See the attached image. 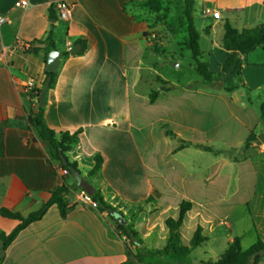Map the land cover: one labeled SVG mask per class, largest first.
<instances>
[{"label": "crops", "instance_id": "obj_1", "mask_svg": "<svg viewBox=\"0 0 264 264\" xmlns=\"http://www.w3.org/2000/svg\"><path fill=\"white\" fill-rule=\"evenodd\" d=\"M19 1L0 0V18H5L0 24V123H7L5 156L0 159V210L28 216L66 183L71 188L67 199L72 210L62 219L57 206H52L41 221L19 235L6 255L27 237L56 243L57 264L128 261L126 236L114 228L110 217L120 221L80 202L77 179L48 162L51 144L41 140L29 123L28 115L39 110V103L26 94L24 85L34 79L37 90L43 87L45 58L53 50L64 55L56 85L48 89L44 121L57 134L80 132L68 157L77 162L81 179L88 178L105 202L123 216L124 225L137 233L139 243L132 251L139 260L132 264H145V257L148 264H165L158 258L162 253L171 261L167 264H177V257L166 253L170 236L166 221L178 218L184 201L192 208L180 228L181 242L184 231L193 238L199 227L208 237L217 222L243 215L244 205L258 238L264 241L262 49L242 57L241 83L234 66L223 71L229 53L213 40L207 48V63L214 83L169 87L163 83L169 80L157 69L160 58L146 53L147 48L156 47L152 41L162 37H156L134 14L146 0H28V7L18 8ZM59 1L71 7L67 21L60 18L57 7V19L50 17V9ZM199 1L210 2L213 10L223 14L220 19L206 16L215 20L208 33L222 19L239 31L264 24L261 0ZM51 33L55 48L44 43ZM60 39L63 49L58 47ZM80 39L88 44L84 54H79ZM20 44H30L37 52L30 53ZM75 45L79 52L66 56ZM156 51L160 52L159 47ZM152 83L160 84L154 101L146 88ZM251 132L257 140L246 149ZM98 156L103 163L88 177ZM232 181L236 182L233 192ZM219 200L223 205L227 200L247 201L220 217ZM130 210H138L140 220L129 218ZM18 225L19 221L0 215V234L8 235ZM25 246L27 250L31 243Z\"/></svg>", "mask_w": 264, "mask_h": 264}, {"label": "trees", "instance_id": "obj_2", "mask_svg": "<svg viewBox=\"0 0 264 264\" xmlns=\"http://www.w3.org/2000/svg\"><path fill=\"white\" fill-rule=\"evenodd\" d=\"M56 5L52 6L50 9V17L53 20L57 19L54 8ZM195 2L194 0H185V11L184 16L187 20L188 26V39L186 42V47L193 54V59L196 64V69L200 76L203 79V82L206 84L212 85L214 83V74L209 70V65L207 62H203V53L200 49L199 41L200 34L195 26L194 12H195ZM225 34L223 37L222 46L226 52L229 53L228 58L223 66V71L226 73L234 66V74L239 82H243L242 78V66L243 60L242 57H247L250 53L254 52L257 49H262L264 51V24L258 25L256 27L247 28L243 30L235 29L231 23L226 22L224 24ZM44 43L51 44L53 48L54 39L53 34L51 33L47 38V41ZM77 44L80 45L81 51L79 54H84L87 51L88 44L85 39L78 40ZM30 53H36L35 49L30 48L26 49ZM66 56H69L68 51L65 52ZM46 55L45 61H47ZM58 73L45 72V81L43 87L38 89L37 92L33 95L37 98H40V93L44 89L46 82L50 81V89H53L56 85ZM162 81V80H160ZM168 84L167 82H163ZM227 91H233V88H227ZM158 92H153L151 94V100L154 101ZM44 108H39L38 111L32 110L28 115L29 123L36 130L39 138L45 140L51 144L50 158L48 162L54 166L59 165L63 170H65L69 177H74L75 172H79V167L77 162L71 161L68 157V153L73 150L75 145L78 143L80 132L70 133L62 132L57 134L54 130L49 128L44 121ZM262 119L264 122V102L261 105ZM7 127L6 122L0 123V159L5 156V143H4V130ZM257 140L254 132H251L249 138L246 142V149ZM209 149L210 148H207ZM66 157L68 165L65 166L61 157V154ZM103 163V158L101 156L96 157L95 167L88 173V177L94 176L97 171L100 169ZM75 189H80L86 191L90 194L94 201L98 204L97 209L100 212H111L116 211L112 206L108 205L100 191H98L88 180L86 179H77V185ZM71 188L66 184L55 188L51 192L50 198L44 203L42 208L39 211L33 212L28 216H24L18 212H12L8 209H1L0 215L5 218L13 219L19 221V225L8 235L0 234V242L2 243V249L7 250L9 246L19 237V235L28 228L31 224L41 221L49 209L52 206H57L59 209L62 219H66L72 210V207L69 205L67 196L70 194ZM192 208L190 202L184 201L180 206V214L177 219L169 218L166 221V225L170 230V236L168 240V246L166 253L174 256H188L197 248L201 247L203 244L209 242V238L203 235V229L199 227L195 232L190 245L184 246L181 242L180 228L183 225L188 211ZM118 229L123 231V234L130 240L132 245H137L139 242L137 240V233L132 229V227L124 226L119 222ZM127 254L133 256L131 247L127 244ZM134 257L139 260L138 255ZM264 260V241L258 238L257 243L248 250H244L241 245L239 238H236L228 245L227 250L221 256L220 260L216 263L209 262L208 264H259ZM123 264H132L131 262H126Z\"/></svg>", "mask_w": 264, "mask_h": 264}, {"label": "rangeland", "instance_id": "obj_3", "mask_svg": "<svg viewBox=\"0 0 264 264\" xmlns=\"http://www.w3.org/2000/svg\"><path fill=\"white\" fill-rule=\"evenodd\" d=\"M172 1V4L169 3ZM214 6L208 1H196L194 20L195 26L200 34V49L203 53L202 61L207 62L208 52L207 48L210 47L211 42L214 40L219 43H223V37L225 34L224 22L226 19L220 20L219 24L216 25L213 32H207V28H211L215 22L212 17H206L203 11ZM160 9V10H159ZM185 11V0H146L142 9L137 15V19L140 22H145L151 31H155L156 37L161 35L162 40H153L156 47H159L160 52L156 51V47L147 48V55H152L154 58H160L158 63V70L169 80V87L174 84H181L183 86H195L197 87L200 83H203V79L196 69V64L193 59V54L186 47V42L188 39V26L187 20L184 16ZM230 16L227 13V18ZM58 47L63 49L62 39L58 41ZM160 84L152 83L151 86L146 88L150 93L157 92ZM235 181L231 182L230 190L234 191ZM247 186H250V181L248 180ZM246 195H243L245 198ZM226 205L222 204L219 200V206L217 210V216H222L223 212L230 207H234L240 202H245L247 200H227ZM86 208H91L93 210H98L97 208H92L85 205ZM244 212L243 215L236 216L233 219L222 220V224H218L215 229L208 232L209 242L203 244L201 247L197 248L188 256H180L175 260L177 264H208L216 263L220 260L221 256L228 248V244L231 240L239 238L241 241L242 248L248 250L253 247L258 240L256 230L253 226V222L248 214L247 206H242L241 208ZM117 211V210H116ZM138 210H130L129 218H137L140 220ZM215 216V217H217ZM112 224L116 230L118 229L119 223L110 217ZM138 220V221H139ZM135 221V220H134ZM220 221V220H219ZM126 226V225H124ZM231 226L232 228H230ZM189 232L184 231L182 244L189 246L192 236H189ZM27 238V237H26ZM22 237L20 239V244L18 243L9 253L4 255L0 259V264H57V244L53 242H44L42 239H38L33 242ZM31 243V248L25 249V245ZM125 242L131 247L130 240L125 237ZM0 248V254L2 252ZM133 252V251H132ZM133 254L137 255L138 253ZM128 255V254H127ZM133 256L128 255V261L134 263L137 259ZM147 255V254H146ZM162 261L167 264L171 262L169 258L162 253ZM149 256V255H147ZM55 257V258H53ZM148 258H144L145 264H148ZM126 263V262H125Z\"/></svg>", "mask_w": 264, "mask_h": 264}, {"label": "built area", "instance_id": "obj_4", "mask_svg": "<svg viewBox=\"0 0 264 264\" xmlns=\"http://www.w3.org/2000/svg\"><path fill=\"white\" fill-rule=\"evenodd\" d=\"M261 1L264 4V0H261ZM16 6L18 8H26L29 6V1L28 0H21V1L16 3ZM57 10H58L60 18L62 20L67 21L71 18V7L65 1H59L57 3ZM203 14L205 16H213L216 19H220L223 17L222 12L217 11V10H213L211 8L204 10ZM4 22H5V18H0V24H2ZM20 45L24 49L32 48V45H30V44H20ZM70 45L71 44H69V46ZM24 88H25L26 94H28L32 99H34L37 103H39V98L33 96L37 92L36 81L34 79L27 80L25 85H24ZM79 198H80V202L83 203L84 205H88L92 208L98 207V204L94 201L93 197L84 190L79 191Z\"/></svg>", "mask_w": 264, "mask_h": 264}, {"label": "water", "instance_id": "obj_5", "mask_svg": "<svg viewBox=\"0 0 264 264\" xmlns=\"http://www.w3.org/2000/svg\"><path fill=\"white\" fill-rule=\"evenodd\" d=\"M80 47L78 45H75L69 49V53L71 55H75L79 52ZM63 53L58 51V50H53L48 54L47 58V66H46V71L51 72V73H56L60 67L61 64V59L63 58ZM50 86V81L48 80L44 86V89L40 93V98H39V108H45L47 105V94H48V89ZM63 163L65 166L68 165V161L66 157L61 154ZM74 178L79 179L81 178V174L79 172L74 173ZM111 215L114 216L118 221L124 225L126 222L121 214H119L117 211L111 212ZM5 255V250H2L0 254V259H2ZM259 264H264V261H261Z\"/></svg>", "mask_w": 264, "mask_h": 264}, {"label": "flooded vegetation", "instance_id": "obj_6", "mask_svg": "<svg viewBox=\"0 0 264 264\" xmlns=\"http://www.w3.org/2000/svg\"><path fill=\"white\" fill-rule=\"evenodd\" d=\"M264 261V260H263Z\"/></svg>", "mask_w": 264, "mask_h": 264}]
</instances>
